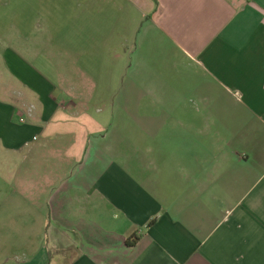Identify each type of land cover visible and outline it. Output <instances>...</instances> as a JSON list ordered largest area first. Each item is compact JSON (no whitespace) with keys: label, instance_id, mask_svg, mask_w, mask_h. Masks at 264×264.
Here are the masks:
<instances>
[{"label":"crops","instance_id":"obj_1","mask_svg":"<svg viewBox=\"0 0 264 264\" xmlns=\"http://www.w3.org/2000/svg\"><path fill=\"white\" fill-rule=\"evenodd\" d=\"M42 4L0 16V264H264V0Z\"/></svg>","mask_w":264,"mask_h":264},{"label":"rangeland","instance_id":"obj_2","mask_svg":"<svg viewBox=\"0 0 264 264\" xmlns=\"http://www.w3.org/2000/svg\"><path fill=\"white\" fill-rule=\"evenodd\" d=\"M0 16L6 27L12 24L26 26L29 32H22L24 38L35 41L42 37L44 26L48 21L44 20L42 0H0ZM11 29V28H10ZM6 40L9 39L10 31L6 33Z\"/></svg>","mask_w":264,"mask_h":264},{"label":"built area","instance_id":"obj_3","mask_svg":"<svg viewBox=\"0 0 264 264\" xmlns=\"http://www.w3.org/2000/svg\"><path fill=\"white\" fill-rule=\"evenodd\" d=\"M20 120H21V121H24V118H21Z\"/></svg>","mask_w":264,"mask_h":264}]
</instances>
